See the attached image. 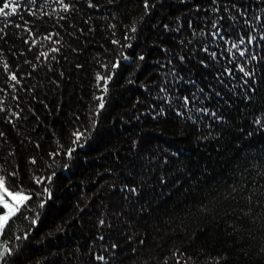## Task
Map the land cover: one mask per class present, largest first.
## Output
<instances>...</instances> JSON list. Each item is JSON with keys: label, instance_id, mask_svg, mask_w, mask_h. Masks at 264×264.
I'll list each match as a JSON object with an SVG mask.
<instances>
[{"label": "trees", "instance_id": "1", "mask_svg": "<svg viewBox=\"0 0 264 264\" xmlns=\"http://www.w3.org/2000/svg\"><path fill=\"white\" fill-rule=\"evenodd\" d=\"M16 2L23 4L24 0ZM74 3L77 6L70 13H64L53 0L47 5L38 0L34 9L37 15L26 10L20 11L19 18L11 13L9 17L0 14V28L7 25L6 35L0 34V85L8 87L7 92L0 90L5 104L0 111V132L4 133L0 136V164L7 162V172L0 168V174L27 190L34 185L35 175L55 170L51 181L53 199L45 208L50 207L52 213L60 210L52 216L50 227H42L41 219L26 240L14 239L26 230L25 222H9L5 230L11 238L6 237V232L0 238V242H10L14 248L9 263L22 243H32L38 254L21 264H94L89 248L99 253L100 231L109 247L112 242L118 244L107 264H177V256L181 257L179 264H264V129L245 135L255 127L253 113L264 120V64L257 67L255 78H246L251 100L242 95L245 86L239 69L233 68L234 79L215 76L224 57H220L219 64L206 66L201 60L210 57L200 51L179 65L184 75L178 85L181 91L191 89L188 81H195L206 92L209 87L215 90L206 103L226 120L210 121L221 135L209 137L205 122L186 121L171 110L167 115L153 117L141 103L149 100L143 84L158 79L156 62L166 63L165 46L167 56L177 51L180 36L165 31L162 24L170 23L171 27L180 17L187 30V20L198 17L203 21L202 0H149L151 11L144 9L142 0H117L119 11L108 0H93V5H101L98 8L89 7L86 0ZM195 3H201V9H195ZM243 4L249 14L264 16V0H243ZM57 13L66 18L60 19ZM9 19H14L15 24L28 22L37 43L31 39L26 43V30L9 24ZM230 23L226 18L225 26ZM196 24L193 19V27ZM125 25L135 26L137 33L133 46L122 49L112 39L115 33V39L125 42ZM235 25H241V20L237 19ZM46 32L52 34L51 40ZM189 34L184 31L185 36ZM56 40L60 43L56 44ZM257 50L264 52V41L259 42ZM124 51L134 60L143 51L145 59L139 67L126 60L119 68L102 67L113 61L115 53ZM37 56L41 59L37 60ZM4 63L10 65V71L17 72L19 83L11 81ZM32 63L37 67L33 68ZM106 71L115 75L103 89L100 85L104 82H97V73ZM100 92L104 93L105 107L98 115L89 116L98 106ZM17 110L21 112L19 117L14 115ZM8 117H12L11 121ZM93 120L98 123L93 125ZM204 121H208L207 116ZM76 125L87 129L88 135L69 161L63 151L70 145ZM133 139H138L142 148L154 149L157 156L168 154L169 160L160 164L142 191L125 198L119 185L129 179L126 168L132 159ZM57 147L61 152L51 158L48 153ZM32 156L36 157L35 163L29 159ZM65 162L70 164L68 169L63 167ZM13 171L16 177L8 175ZM64 192L68 199L61 211L56 207L57 196ZM202 192L216 194L203 207L196 204ZM120 204L131 211L109 228L112 209ZM99 219H105L106 224L99 225ZM68 237L78 239L77 244L68 242ZM48 247L51 253H43ZM216 255L221 256L219 261L212 258Z\"/></svg>", "mask_w": 264, "mask_h": 264}, {"label": "snow or ice", "instance_id": "2", "mask_svg": "<svg viewBox=\"0 0 264 264\" xmlns=\"http://www.w3.org/2000/svg\"><path fill=\"white\" fill-rule=\"evenodd\" d=\"M37 2L38 0H24V3L21 4L16 2V0H0V5H2L0 6V14L4 17H9L11 13L14 14L16 18H19L20 11L26 10L30 15H37V13L34 12V9L37 7ZM40 2L47 5L49 0H40ZM53 2L60 9H63L64 13H70L74 10V7L77 6L74 0H53ZM108 2L113 4V6L117 8V11H119L120 5L117 3V0H108ZM86 3L89 7H101L99 3L93 5V0H86ZM142 3L146 11H151L149 8V0H142ZM202 3L204 4L203 21L198 17L187 20V30H184V25L180 17L176 18L174 25L171 27L170 23L162 24V28L165 31L173 32L180 36L177 42V51L173 52L172 56H167L168 49L165 46L166 63L163 61L156 62L159 65L157 69L158 79L143 84V87L148 90L149 100L141 102L139 97H137L136 100L137 102L145 103V111L150 112L153 117L167 115L168 111L171 110L186 121L195 122L196 120H201L205 122V131L207 135L211 137L220 136L221 132L218 131L217 126H214L210 121L215 120L223 122L226 120V117L223 115H218L216 108H210L206 103V101L211 99L212 93L215 90L209 87V90L206 92L204 87L199 86L195 81H188V83L192 84L191 89L181 91L178 85L184 80V75L179 65L186 62L187 57L199 55L200 51H203L207 54V57H210V60L207 58L201 60V63L206 66L212 62L219 64L220 57H224V63L217 69L215 76L222 77L227 75L230 79H234L233 68L239 69V72L243 74L241 79L245 86V92L242 95L245 99L251 100L252 96L248 93V80L246 78H255L257 67L264 64V52L257 50L259 42L264 41V16H259L255 13L249 14L248 7L243 4V0H223V8L221 7V0H202ZM193 7L199 10L201 9V3H195ZM57 15L62 20L66 18L60 13H57ZM226 18L227 21L231 22L227 27L225 26ZM193 19L197 21L195 27H193ZM209 19L211 20L210 24ZM237 19L241 20V25H235ZM8 23L13 24L14 27L17 28L23 27L26 30V43L29 39H31L33 44L37 43L36 34L28 22L15 24L14 19H9ZM111 27H114V25ZM124 27L128 29L123 34L125 42L122 44L120 40L115 39V33H113L112 43L120 45L122 49L131 48L133 46V37L137 33V28L135 26L129 27V25H125ZM241 27L245 30L241 31ZM6 28L7 25L0 28V34L6 35ZM230 29L232 30L230 31ZM254 30L255 34H253ZM80 31H83V29H80ZM184 31H188L190 34L185 36ZM129 33L132 35H129ZM45 36L49 40L52 39V34L46 32ZM55 43L59 44L60 41L56 40ZM53 50L56 52L60 51L59 48H54ZM217 50H219V57L217 55ZM2 51L3 49H0V52ZM43 56L47 59L48 53H43ZM137 57L138 59L134 60L127 51L117 52L113 56V61L110 64L104 63L102 67L104 69L119 68L122 60L129 61L130 64L136 63V66L139 67V62L145 59V53L140 51ZM36 59L40 60L41 57L37 56ZM52 59H56V57H52ZM105 60H107V57H105ZM16 67H19V65H16ZM32 67L36 68L37 65L32 63ZM48 67H51V65H48ZM3 68L8 73L11 81L20 82V77H18L17 72L10 71V65L8 63H4ZM62 74L63 70H61V75ZM27 75H31V73ZM114 75L115 73L112 71H106L104 74L97 73V82H104L100 87L107 89L108 82L113 79ZM221 82L223 81L221 80ZM11 88L14 90L16 88V83L11 84ZM0 90L7 92L8 87L0 85ZM251 92L255 94L256 89L252 88ZM216 95H220V93H216ZM13 96L15 99H19L18 96H15L14 92ZM98 98V106L94 113H88L89 116L98 115L100 109L105 107L104 93L100 92ZM2 101L3 97L0 95V111L5 109V104ZM15 107L19 109L20 106L17 104ZM14 115L19 117L21 112L17 110L14 112ZM73 115L77 116L75 113ZM205 116L208 117V121H204ZM253 116L255 117L253 120L255 127L251 128L245 135H251L252 131L264 129V120H262V117L255 113H253ZM8 119L11 121L12 117H8ZM97 123V120L92 121L93 125ZM3 135L4 133L0 132V136ZM87 135V129L81 130L79 125L73 128L71 143L63 151V155L68 157L69 161L73 158L76 147L81 146L86 141ZM37 146H39L38 142ZM60 152L61 149L57 147L55 151H50L48 155L51 158H55ZM130 152L132 154V159L128 161L130 167L126 168L129 179L121 181L119 185L125 198L133 197L142 191L144 186L152 178L154 171L159 169L160 164H167L169 160L168 154L157 156L154 149L140 147L138 139H133L130 142ZM29 159L33 163L36 162L35 156L29 157ZM55 163L56 161L53 159L52 165H55ZM6 164L7 162H5V164H0V168H3L5 172H7ZM63 167L68 169L70 167L69 162H65ZM111 171L112 169L110 168L109 172ZM8 175L16 177L17 174L13 171L8 173ZM55 176V170L49 172L47 175H35L33 177L35 181L34 185L25 190L23 185H20L18 181L10 183L4 174H0V237L3 236L6 226L9 225L10 221L15 225L17 220H23L26 224V230L19 235H15L14 239L26 240L28 238L29 233L39 225L41 214L46 211L45 206L53 199L51 181ZM163 178L162 176L160 177V179ZM243 179L244 177L241 176L240 180ZM239 182L240 181H237V185ZM237 185L233 186V190H235ZM110 187H116V185H110ZM215 195L214 192H202L196 204L203 207L206 205V202L211 203ZM196 204H194L193 207H196ZM128 211H131V209H125L123 204L114 206L112 209V216L108 218L107 226L109 228L115 227L116 222L125 219V213ZM141 211L143 210L141 209ZM98 223L99 225H105L106 221L105 219H99ZM97 236L99 237V241H101L98 245L100 251L97 254V252L89 248V252L93 257L94 264L97 261L107 264V261L114 255L112 250L117 249L118 244L112 242L109 247V243L105 241L102 232L98 231ZM127 238L132 239V236L128 235ZM139 243H143V240H140ZM92 244L96 245L97 241H92ZM105 251H107V255ZM133 251L135 252L136 249H133ZM13 252L14 248L11 246L10 242H0V264H9V259ZM212 258L219 261L221 256L216 255ZM180 259L181 257L177 256V264H179ZM189 259H192V257H189Z\"/></svg>", "mask_w": 264, "mask_h": 264}, {"label": "rangeland", "instance_id": "3", "mask_svg": "<svg viewBox=\"0 0 264 264\" xmlns=\"http://www.w3.org/2000/svg\"><path fill=\"white\" fill-rule=\"evenodd\" d=\"M67 199H68V195L64 193L57 196V204H56V207L59 206V208L61 209V211H63L64 209H62L66 204H67ZM60 204V205H59ZM51 211H53L50 207L43 213V216H42V220H43V226H49L53 224V218L52 216L54 214H57L59 211L56 209L54 210V212L52 213ZM55 216V215H54ZM79 225V223H78ZM7 230V229H6ZM5 230V232H6ZM71 236V235H70ZM6 237H9L11 238V233L10 232H6ZM1 238V237H0ZM69 240V241H68ZM68 242L72 243V245L78 240V239H73L71 237H68ZM60 244H63V243H60ZM77 243H75L76 245ZM68 245V244H66ZM66 247H72V246H66ZM50 247H48L49 249ZM46 250L45 252L43 253H48L50 252L51 249L49 250ZM36 251V252H35ZM59 252V250H57ZM51 253V252H50ZM33 254H38L37 253V248L35 246H33L32 243H28V244H25V243H22V245L20 246V248L18 249V251L16 252V255H14L15 257L11 259L10 263L9 264H21L22 261L26 260L27 257H31L33 256ZM57 264H60L59 262Z\"/></svg>", "mask_w": 264, "mask_h": 264}]
</instances>
